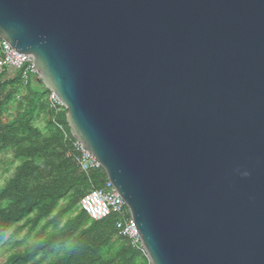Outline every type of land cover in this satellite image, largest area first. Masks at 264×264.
Segmentation results:
<instances>
[{
    "label": "water",
    "instance_id": "water-1",
    "mask_svg": "<svg viewBox=\"0 0 264 264\" xmlns=\"http://www.w3.org/2000/svg\"><path fill=\"white\" fill-rule=\"evenodd\" d=\"M148 264H264V0H0Z\"/></svg>",
    "mask_w": 264,
    "mask_h": 264
},
{
    "label": "trees",
    "instance_id": "trees-1",
    "mask_svg": "<svg viewBox=\"0 0 264 264\" xmlns=\"http://www.w3.org/2000/svg\"><path fill=\"white\" fill-rule=\"evenodd\" d=\"M21 76L22 70L0 76V157L10 153L15 165L0 188V245L10 231L43 237L0 264H148L117 236L115 215L93 222L79 210V200L101 189L105 175L82 173L67 157L70 141L55 127L70 137L65 110L54 116L49 91L31 76L23 86Z\"/></svg>",
    "mask_w": 264,
    "mask_h": 264
},
{
    "label": "built area",
    "instance_id": "built-area-1",
    "mask_svg": "<svg viewBox=\"0 0 264 264\" xmlns=\"http://www.w3.org/2000/svg\"><path fill=\"white\" fill-rule=\"evenodd\" d=\"M9 70H22L21 83L23 86L26 85L27 78L30 76L38 80L32 60L29 57L14 53L7 44L0 41V76ZM46 102L54 116L63 109L50 92L47 95ZM55 127L62 132L64 140L70 141V152L67 153V157H71L73 163L82 173H88L90 170H101L99 164L90 153L71 136L69 137L62 127L58 125H55ZM78 208L93 222L103 220L110 215H115L117 220L114 227L117 236L126 240L131 248L144 255L132 219L122 199L107 180L101 189L91 190L84 195L79 200Z\"/></svg>",
    "mask_w": 264,
    "mask_h": 264
},
{
    "label": "rangeland",
    "instance_id": "rangeland-1",
    "mask_svg": "<svg viewBox=\"0 0 264 264\" xmlns=\"http://www.w3.org/2000/svg\"><path fill=\"white\" fill-rule=\"evenodd\" d=\"M3 122H7V118H2ZM43 122L39 121L35 123V126H37L39 129H42ZM10 153L5 154L4 156L0 157V188L5 184L6 180L10 176L13 168L15 165H10ZM4 169L7 170L6 173H4ZM64 202H61L60 206H63ZM14 243H19V245L14 246ZM31 241L25 238V231H21L18 233L10 232L5 242H3L0 245V263L4 262L5 259L12 253L22 251L29 247L31 245Z\"/></svg>",
    "mask_w": 264,
    "mask_h": 264
},
{
    "label": "crops",
    "instance_id": "crops-1",
    "mask_svg": "<svg viewBox=\"0 0 264 264\" xmlns=\"http://www.w3.org/2000/svg\"><path fill=\"white\" fill-rule=\"evenodd\" d=\"M12 73V70H9V71H7L6 72V74H11ZM36 81H38V80H36ZM10 232H13V231H10ZM9 232V233H10ZM8 233V234H9ZM7 234V235H8ZM7 235H6V237H7ZM42 237H43V235L41 234V235H39V236H37V235H35V234H32V235H30V236H27L26 237V233H25V238H27L28 240H30L32 243H31V245L29 246V247H31V246H33V245H35L37 242H39L41 239H42ZM5 240H6V238H5ZM5 242V241H4ZM17 245H19V243H14V246H17ZM29 247H27V248H29Z\"/></svg>",
    "mask_w": 264,
    "mask_h": 264
}]
</instances>
